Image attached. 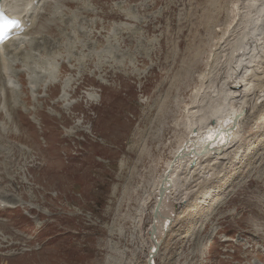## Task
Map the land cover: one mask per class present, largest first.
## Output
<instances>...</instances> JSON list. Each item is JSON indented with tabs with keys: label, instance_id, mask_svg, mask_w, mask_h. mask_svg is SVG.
<instances>
[{
	"label": "rangeland",
	"instance_id": "374dc122",
	"mask_svg": "<svg viewBox=\"0 0 264 264\" xmlns=\"http://www.w3.org/2000/svg\"><path fill=\"white\" fill-rule=\"evenodd\" d=\"M14 44L0 264H144L157 180L234 99L239 132L177 175L154 264H264V0H44Z\"/></svg>",
	"mask_w": 264,
	"mask_h": 264
},
{
	"label": "bare ground",
	"instance_id": "6f19581e",
	"mask_svg": "<svg viewBox=\"0 0 264 264\" xmlns=\"http://www.w3.org/2000/svg\"><path fill=\"white\" fill-rule=\"evenodd\" d=\"M2 1L4 3L5 11L9 13V17L22 21L24 31L27 30L29 25H32L37 7L44 3V0H2ZM16 39L17 38L5 44L4 46H1L0 51L15 45L14 43ZM18 49L19 46L18 45L15 46V50ZM253 71L256 70L253 69ZM249 76H251V73L245 78H248ZM252 76L255 77L256 74ZM262 79L263 77L261 78V81L259 83V91L264 95V89H262L264 86V79L263 80ZM249 82L250 80L248 81V83ZM248 83H246V85H248ZM244 88L246 89V87ZM238 103H239V99H234L233 101L228 103L227 108H225V110L218 117V121L211 126L203 128L202 118L197 119L194 122L193 129L189 131V134L186 136L185 139H182L177 149L174 151L173 160H171L166 165L165 171L157 180L154 186V195L156 194L155 206L158 204L157 200L160 189L163 188L164 186L166 188L162 195V201L158 206L157 219L152 221V223H154V225L156 226V231L154 233V242L151 241L152 242L151 248H154L155 245H157L158 252L162 246L163 239L168 238L170 226L172 225L173 222V217H174L172 216L173 213L165 212L164 208H166V206L167 208L171 206L169 197L174 192L172 187L175 184V179L177 178V175L179 174L180 171H182L184 167H191L192 164L196 160H198L199 157L203 158L208 156L211 158V156L213 157L215 155L214 157L217 159V155L223 156V153L219 151L229 147L230 144L234 142V138L236 134L239 132L240 125L243 122V119H241L240 117L245 116L246 113L244 110L240 113H236V108L239 105ZM258 112H261L260 108L257 109L255 113L257 114ZM214 150H218V151H214ZM209 159L206 160L209 163L216 160V159H210V160ZM207 190L208 189H204L200 195L203 196V194H205L206 196L209 193L207 192ZM202 200L203 199H200L199 202H201ZM187 208L190 210L191 207L188 206ZM189 213H187L188 216ZM144 264L146 263L144 262Z\"/></svg>",
	"mask_w": 264,
	"mask_h": 264
},
{
	"label": "water",
	"instance_id": "95a60500",
	"mask_svg": "<svg viewBox=\"0 0 264 264\" xmlns=\"http://www.w3.org/2000/svg\"><path fill=\"white\" fill-rule=\"evenodd\" d=\"M165 186L163 188L160 189V192H159V196H158V204L154 207V211H152V219L153 221L157 219V216H158V206L159 204L161 203L162 201V195L165 191ZM156 231V226L154 225V223L151 224V227H150V232H149V240L154 242V233ZM158 254V246L155 245L154 248H151L149 249L148 251V254H147V257H146V260H145V263L146 264H154V259L155 257L157 256Z\"/></svg>",
	"mask_w": 264,
	"mask_h": 264
},
{
	"label": "snow or ice",
	"instance_id": "6c2138e0",
	"mask_svg": "<svg viewBox=\"0 0 264 264\" xmlns=\"http://www.w3.org/2000/svg\"><path fill=\"white\" fill-rule=\"evenodd\" d=\"M0 20H3V17H0ZM4 23L8 26H15L16 25V21H4Z\"/></svg>",
	"mask_w": 264,
	"mask_h": 264
}]
</instances>
